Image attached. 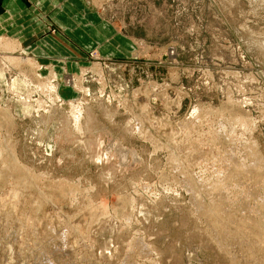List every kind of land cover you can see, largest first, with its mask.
Returning a JSON list of instances; mask_svg holds the SVG:
<instances>
[{"label": "rangeland", "instance_id": "374dc122", "mask_svg": "<svg viewBox=\"0 0 264 264\" xmlns=\"http://www.w3.org/2000/svg\"><path fill=\"white\" fill-rule=\"evenodd\" d=\"M68 1L0 36V264H264V0Z\"/></svg>", "mask_w": 264, "mask_h": 264}, {"label": "crops", "instance_id": "0c3cea01", "mask_svg": "<svg viewBox=\"0 0 264 264\" xmlns=\"http://www.w3.org/2000/svg\"><path fill=\"white\" fill-rule=\"evenodd\" d=\"M76 4V2L68 0H0V36L37 37L46 35L49 37L51 33L45 31L47 21V25H51L56 30H66L67 28L73 33L71 28L74 27V24L72 21L78 18L80 11H75L70 6ZM97 32L92 28L86 31V35L92 41H98L96 39ZM44 37L41 40L45 39ZM46 43L49 45L48 49L59 50L62 57H67L68 49L66 47L49 39L46 40ZM43 44L47 47L45 43H40V46Z\"/></svg>", "mask_w": 264, "mask_h": 264}, {"label": "bare ground", "instance_id": "6f19581e", "mask_svg": "<svg viewBox=\"0 0 264 264\" xmlns=\"http://www.w3.org/2000/svg\"><path fill=\"white\" fill-rule=\"evenodd\" d=\"M99 3H100V2H99ZM2 45H3L4 47H8V48L10 47V48L13 49V50L16 49V47H12V44L9 43V42H5V43H3ZM13 60H14V59H13ZM50 89H52V88H50ZM50 91H51V90H50ZM55 95H56V94H55ZM186 155H187V154H186ZM186 157H187V156H186ZM186 157H185V158H186ZM174 160H175V159H174ZM177 161H178V160H177ZM243 168H244V167H243ZM243 168H242V169H243ZM217 176H218V175H217ZM221 176H222V175H220V177H221ZM220 177H219V178H220ZM221 179H222V178H221ZM190 186H192V185H190ZM223 188H224V187H223ZM224 189H225V188H224ZM212 213H213V212H212ZM71 231H72V230H71ZM262 241H263V242H262ZM262 241H261L260 243H264V240H262Z\"/></svg>", "mask_w": 264, "mask_h": 264}]
</instances>
